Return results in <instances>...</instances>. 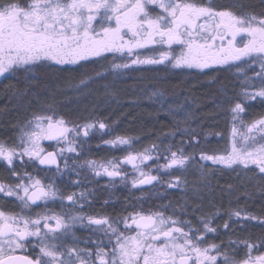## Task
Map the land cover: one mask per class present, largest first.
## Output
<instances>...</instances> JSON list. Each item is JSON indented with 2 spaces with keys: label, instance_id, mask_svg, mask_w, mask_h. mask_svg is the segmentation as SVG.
Listing matches in <instances>:
<instances>
[{
  "label": "snow or ice",
  "instance_id": "6c2138e0",
  "mask_svg": "<svg viewBox=\"0 0 264 264\" xmlns=\"http://www.w3.org/2000/svg\"><path fill=\"white\" fill-rule=\"evenodd\" d=\"M261 3L264 4V0ZM148 6L158 7L161 13L151 18ZM113 20L115 26H112ZM105 21L108 26H105ZM129 34V39H125ZM173 44L182 46L179 56L169 57L161 53L160 60L140 59L134 52V49H143L149 45L171 47ZM104 53L119 54L120 59L125 55L129 57L130 64L114 63L113 70L128 68L130 65L162 63L166 59L170 62L174 60V67L203 70L212 65H226L240 70L241 64L252 60L258 61L264 72V14L259 17L256 14L238 16L232 11L216 10L211 4L203 7L186 0H135L132 4L127 3V0H31L27 6H21L14 0L0 3V77L21 70L28 71L44 61L76 64L89 57L105 58ZM132 56L136 58L131 59ZM257 77L260 80L259 90L249 92L245 89L242 94L245 100L261 98L264 103V77H260V74ZM251 79L245 77L242 84L251 85ZM230 111L233 114L231 152L222 156H206L202 153L201 159L227 167L255 164L260 173H264V117L247 125V132L242 133L236 127V122L240 120V114L245 112V108L242 103H236ZM93 127V124L85 123L82 128H68L63 120L36 116L24 129L20 146L8 147L0 143V161L14 168L17 157L22 162L24 157H28L40 165L56 164L59 168L58 156H62L65 151L76 152L81 131L87 137ZM99 127L104 129L105 125L101 123ZM240 127H245L243 121H240ZM42 139L57 141L59 151L44 154L38 143ZM112 143L123 145L131 141L118 139ZM156 147L154 145L153 150ZM151 151L146 149L139 156L130 153L123 163L137 168L138 158L141 163L153 159ZM165 151L170 152V157L165 155L163 158L166 163L160 167L166 172L184 169L192 159L184 154L183 149L172 151L169 146ZM109 163L112 170L100 166L104 173L110 178L121 176L119 167L114 162ZM88 166L94 171L97 168L95 162L91 161ZM95 174L101 175L100 171H95ZM140 174L145 176V179L139 181L140 184L158 181L157 176H146L143 172ZM12 175L19 183L12 186L0 182V194L19 201L22 214L0 211V264H77V261L79 264H95L91 260V249L79 248L78 241H74L71 246L63 243L77 222L83 224L84 216H69L63 212L49 214L47 211L37 213L35 218L23 214L24 209H31L38 202L47 205L49 200L57 198L76 204V194L62 197L54 184L46 186L39 178H33L27 173L21 175L13 171ZM174 179L175 185L169 183V187L179 186L180 177ZM80 196L83 198L84 193ZM234 215L239 217L240 212ZM87 220L89 225L97 226L94 232L104 231L105 235L115 237L114 243L109 239L112 245L110 250L97 245L95 255L99 264H217V256L209 253L213 250L218 252L219 246L212 244L201 248L199 244L204 237L196 236L198 229L192 227L185 231L189 223L187 221L172 217L166 219L163 213L148 216L134 214L131 224L127 218L124 223L128 230L135 225V234L126 235L107 218L89 216ZM202 223L207 232L215 231L203 218ZM104 225L108 227L104 228ZM225 227L228 225L225 224ZM32 237L39 241L40 252L34 260L10 254L23 248V242ZM247 247L252 249L256 246L247 244ZM224 260L225 264H234L227 256ZM242 264H264V256L257 257L254 262L251 259L245 260Z\"/></svg>",
  "mask_w": 264,
  "mask_h": 264
},
{
  "label": "flooded vegetation",
  "instance_id": "af4514ba",
  "mask_svg": "<svg viewBox=\"0 0 264 264\" xmlns=\"http://www.w3.org/2000/svg\"><path fill=\"white\" fill-rule=\"evenodd\" d=\"M4 0H0L3 3ZM21 6H27L31 0H14ZM189 2V1H186ZM132 4L133 2H128ZM211 4L216 10L232 11L238 16H250L256 14L258 17L264 14V4L261 0H246L244 3H236L235 1L224 0H202L198 3L199 6L207 7ZM151 14L152 9L149 8ZM203 21H201L202 23ZM115 26V25H112ZM130 34L125 36L129 39ZM159 49L157 45H149L143 49H134L140 59L154 58L161 59L158 55ZM105 58L89 57L85 60L79 61L76 64H56L54 61H44L31 67L28 71H23L21 76L25 84L28 86V78L40 79L45 72H54L59 70H68L64 74V86L61 89L63 95L66 96L64 103H56L50 109L63 110L71 105L74 101L78 102L84 100L86 95L91 92L87 88L76 87V69L80 65H87L89 69L95 67L101 69L99 75L101 77L118 78L120 83L124 86L123 91L126 93L125 97L120 98L119 106L140 107L148 106L157 111L171 112L175 117L183 119L180 112L193 110L192 106L196 104L195 99L189 96L188 92L183 88L174 89L172 85L182 84L188 82L190 78L195 79L203 89H207L210 93L211 107L219 112L220 127L224 130L217 132L214 136L195 137H178L177 140H194L210 141L215 143H222L230 145L232 141L233 120L230 109L236 103H242L245 112L240 114V120L236 122V127L240 129V121H243L246 126L253 123L255 120L264 117V103L261 98L255 100H245L243 91L246 89L249 92L259 90L260 77H264V72L261 71L260 63L248 60L246 63L240 65V70L237 67H228L226 65H212L207 69H197L188 67H174L169 60H164L157 64H137L130 65L128 68H121L113 70L112 65L116 64H130V59L127 55L123 59L119 58V54L105 53ZM132 56L131 59H135ZM238 63V62H230ZM97 65V66H96ZM183 70V71H176ZM60 73V72H59ZM11 74V73H9ZM6 74L5 76H8ZM61 73V75H63ZM92 72L88 76H91ZM60 75V74H59ZM4 76V77H5ZM142 76H147L148 82L142 85ZM160 76L167 82L168 85L158 83L156 77ZM245 77H250L251 85L242 84ZM146 80V81H147ZM183 82H180L182 81ZM27 87L23 90V94H27ZM107 91V90H106ZM198 106V104H196ZM198 108V107H197ZM59 120V119H54ZM27 113L22 114L20 119L10 122L11 129L9 131H0V143L8 147L20 146L21 136L24 129L30 124ZM93 124L94 127L89 130L87 137H84L81 131L79 142L76 144L77 151L74 153L64 152L62 156H58L56 166H39L37 161H30L28 157L23 158V162L19 157L14 160V168H10L6 162L0 161V182L14 186L19 183V180L12 175L16 171L23 175L30 174L33 178H39L44 185L54 184L59 190L62 197L75 193L77 198L76 204H71L66 199L57 198L49 200L47 205L44 202H38V205L31 209H24L23 214L31 215L35 218L37 213L49 214L66 213L69 216H84L83 224L77 222L67 237L64 238L63 243L71 246L74 241H78L79 248H89L92 250L91 260L95 264H99V259L95 252L97 245L111 249V244L115 241V237L105 235L104 231L94 232L96 225H89L87 217L92 216L97 219L107 218L119 231L125 232L126 235L135 234V226L132 229L125 228V218L131 224V217L134 214H141L144 216L154 215L146 209H155L157 199V187L153 181L149 185L138 187L136 183L141 178V172L147 175L157 176L158 179L165 182L166 192V214L164 217H172L179 221L189 222L185 226V231L188 227L198 229L196 236H203L204 239L200 242L201 248L209 247L212 244L219 246V251H211L209 255L217 256V264H225L224 257L227 256L234 264H242L243 261L251 259L256 261L259 256H264V201L255 200L250 192L245 191L240 196L236 194L235 184L230 183L225 186V194L221 199L218 193V198L208 200L206 203L202 200L204 189L208 192H215L212 180L220 175L228 176V181H236L237 175L241 174L248 179L247 187L254 192L257 197H264V173H260L255 165L247 167H223L220 164H214L211 160H202L201 154H196L192 157V165L190 162L184 169H173L166 172L164 169H159L162 162H158L155 155L156 151L150 154L153 159L141 163L138 158L136 164L137 168H133L131 164L123 163V160L130 153L139 156L145 152L140 144V136L138 134H126L125 131H119L116 128H110L107 123L86 122ZM103 123L104 129L99 125ZM84 124L80 125L82 128ZM68 128H73L65 124ZM231 133V134H230ZM259 134L257 133V136ZM240 136H237V139ZM118 139H128L130 144L112 143ZM43 152L51 151L58 152L60 145L57 141H50L43 139L41 142ZM18 150L20 148L18 147ZM151 150V149H149ZM226 154L225 151L214 154H204L206 156H221ZM188 156V155H186ZM95 162L97 168L95 171H100L101 175L97 176L95 171L88 166V162ZM109 162H114L121 172V176L110 178L103 168L104 165L112 170ZM34 163L35 167L30 166ZM67 164V167L65 165ZM195 167L196 177L191 175ZM159 169V170H158ZM170 173V174H169ZM180 177L179 186L169 187L168 184L175 185V177ZM219 179V178H218ZM224 179V178H223ZM220 179V180H223ZM226 180V181H227ZM245 189V188H244ZM84 193L81 198L80 194ZM216 194V192H215ZM143 195V198H142ZM256 197V198H257ZM141 200L144 202V211H141ZM0 211L8 214L19 215L22 214V206L14 197H4L0 194ZM240 212V216L234 215L235 212ZM253 217V218H250ZM138 218V217H137ZM208 222L209 226L215 231L207 232L202 223ZM225 224L228 227H225ZM179 226V225H177ZM107 228L108 225H104ZM103 241L101 244L100 242ZM23 248L16 249L11 255H19L35 259L40 255L39 241L32 237L23 242ZM247 244L255 245L252 249L247 247ZM66 251V249H65ZM75 259V256L72 257ZM79 264V261H77Z\"/></svg>",
  "mask_w": 264,
  "mask_h": 264
},
{
  "label": "trees",
  "instance_id": "16d2710c",
  "mask_svg": "<svg viewBox=\"0 0 264 264\" xmlns=\"http://www.w3.org/2000/svg\"><path fill=\"white\" fill-rule=\"evenodd\" d=\"M186 1L198 4L202 0ZM232 1L244 3L246 0ZM67 71L45 72L41 75L40 79L29 77L28 86L21 76L22 70L5 77H0V131H9L12 128L10 122L20 119L22 114L27 113L29 121H33L36 116H50L54 119L63 120L65 124L72 127L80 126L86 122H103L107 123L110 128L125 131L126 134H138L141 138L140 144L142 149L155 150V157H160L157 161L162 163L165 162L163 158L165 155L170 157V152L165 151L169 146H171L172 151L183 149L184 154L188 156H195L199 153L214 154L224 151L225 144L222 143L210 141L196 142L192 139L188 141L177 140L178 137L200 138L202 136H214L217 132L224 130L223 127H220L219 112L211 107L209 101L211 95L209 91L203 89L195 79L190 78L188 82L172 85L174 89L183 88L188 92L189 96L195 99L196 104H198V106L196 104L192 106L193 110L188 111L190 116L183 120L175 117L171 112L157 111L146 105L140 107L119 106V99L126 96V93L123 91L124 86L120 83V79L116 77L109 79L101 77L99 74L103 71L99 68L97 69L95 64L92 70L83 64L75 71L77 74L76 87L91 90L85 96L86 98L78 102L74 101L63 110L50 109L56 103H64L66 96L62 94L61 89L66 86L64 82L68 81L65 80L68 78H64L65 76L63 74ZM90 72L92 74L88 76ZM142 78V85L140 87L144 86V82H148L147 78L149 77L142 76ZM156 79L158 83L168 85L160 76H157ZM180 82H183V80ZM26 87L28 93L25 95L23 94V90ZM154 145L157 147L153 150ZM33 164H30V166L35 167ZM191 175L197 181L196 173L193 172ZM228 178V176L220 175L212 180L211 183L214 184L216 194L215 192L210 193L204 189L201 197L202 200L206 203L208 200L218 198V193L221 199H223L226 193V184L233 183L236 187L237 196L247 191L252 194L253 199L264 201V197H257L248 188L249 186L239 184L238 181H228ZM155 186L158 189L155 209L153 211L146 210L147 212L151 211L150 213L153 214L163 213L165 215L167 208L165 182L159 178ZM143 209L144 202L141 200V211H144Z\"/></svg>",
  "mask_w": 264,
  "mask_h": 264
},
{
  "label": "rangeland",
  "instance_id": "374dc122",
  "mask_svg": "<svg viewBox=\"0 0 264 264\" xmlns=\"http://www.w3.org/2000/svg\"><path fill=\"white\" fill-rule=\"evenodd\" d=\"M133 2V3H135V0H127V3L128 2ZM150 9H152V12H151V14H150V17L151 18H155V16H157L158 14H160L161 13V9H159L158 7H153V6H148ZM104 24H105V26H108L107 25V22L105 21L104 22ZM97 25H99V21L97 22ZM112 25H114V20H113V22H112ZM157 49H159L160 51H158V55H161V53H166L169 57H173V56H179L180 55V53H181V50H182V46L181 45H179V44H173V45H171V47H169L168 45H157ZM105 54V53H104ZM171 63L172 64H174V60H172L171 61ZM179 114H181L182 116H183V118L184 119H187L188 118V116H190V113L188 112V111H182V112H180ZM33 127H34V124H33ZM30 130V129H29ZM239 131L240 132H242V133H246L247 132V128L245 129V128H240L239 129ZM231 134V133H230ZM240 138H238V140H239ZM43 140V139H42ZM42 140H40L38 143H39V148L40 149H42V146H41V142H42ZM242 142V141H241ZM231 148H232V143L230 144V145H228V144H225V146H224V151L226 152V154H224V155H227L229 152H231ZM222 156V155H221ZM204 161H206V160H204ZM166 163V160H165V162L164 163H162V165L163 164H165ZM193 163H192V160H191V162H190V166L192 165ZM162 165H160V166H162ZM221 165V164H220ZM251 164H249L248 166H250ZM252 165H255V164H252ZM159 166V167H160ZM221 166H223V167H227V166H225V165H221ZM234 167H244L243 165H241V164H235V165H233ZM233 166H231V167H233ZM256 166V165H255ZM162 167H160L159 169H161ZM163 169V168H162ZM192 169H193V172H195L196 173V170L197 169H195V167H193L192 166ZM259 169V168H258ZM192 172V173H193ZM236 181H238L239 182V184H245V186H247L248 185V179L247 178H245L244 176H241V175H239L237 178H236ZM241 182V183H240ZM244 186V185H243Z\"/></svg>",
  "mask_w": 264,
  "mask_h": 264
},
{
  "label": "water",
  "instance_id": "95a60500",
  "mask_svg": "<svg viewBox=\"0 0 264 264\" xmlns=\"http://www.w3.org/2000/svg\"><path fill=\"white\" fill-rule=\"evenodd\" d=\"M45 126H46V125H45ZM46 140H47V139H46ZM50 141H54V140H50ZM49 152H51V151L44 152V154H47V153H49ZM37 164H38L39 166H56V164H53V165H40V164L38 163V161H37ZM142 179H145V177L141 178L140 180H142ZM140 180H139V181H140ZM139 181L136 182V186H138V187H143V186L149 185L148 183L140 184ZM134 226H135V225H134ZM13 256L18 257V258H22V257H23V256H19V255H13Z\"/></svg>",
  "mask_w": 264,
  "mask_h": 264
}]
</instances>
